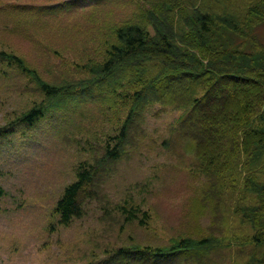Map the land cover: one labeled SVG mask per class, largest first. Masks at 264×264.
<instances>
[{"label": "rangeland", "instance_id": "1", "mask_svg": "<svg viewBox=\"0 0 264 264\" xmlns=\"http://www.w3.org/2000/svg\"><path fill=\"white\" fill-rule=\"evenodd\" d=\"M62 1L0 0V50L24 59L42 81L84 90L92 78L106 75L99 73V65L115 41L116 27L139 19L158 0H81L80 6L61 12L41 8ZM252 1L214 0L212 5ZM157 19L165 23L163 16ZM148 29L155 34L152 25ZM257 32L264 43V24ZM116 80L99 100L82 97L78 111L68 113L83 122L85 131L67 128L63 137L45 119L40 127L17 125L15 133L0 138V184L8 195L0 214V264H111L108 255L120 246L166 248L181 237L211 239L207 250L184 264H250L254 255L264 258V250L245 240L257 221L244 217L245 208L257 206L252 190H245V174L207 173L176 129L190 100L201 95L200 89L188 91L187 83L175 89L177 104L155 101L143 112V122L131 124L121 158L106 163L99 175L86 216L69 228L46 230L58 226L53 207L75 180V167L85 159L100 163L106 133H118L126 119L128 83L123 78L120 87ZM36 81L15 66L0 67V129L43 99ZM210 142L217 147V136ZM120 205H141L149 218L144 224L128 221Z\"/></svg>", "mask_w": 264, "mask_h": 264}, {"label": "trees", "instance_id": "2", "mask_svg": "<svg viewBox=\"0 0 264 264\" xmlns=\"http://www.w3.org/2000/svg\"><path fill=\"white\" fill-rule=\"evenodd\" d=\"M213 1L158 0L139 19L118 25L115 41L99 65V73L106 75L99 80L92 78L84 90L64 89L42 81L24 59L0 50V67L15 66L32 75L44 96L16 122L1 128L0 138L15 133L17 125L26 129L40 127L45 119L53 132L63 137L68 135L67 128L85 131L83 122L69 116L78 111L76 102L81 104L85 98L99 100L103 91L113 85L111 80L118 79L115 83L120 87L124 85L123 78L128 83L124 98L129 103L126 119L118 133H106L100 163L85 159L75 167V180L66 185L53 207L52 218L58 226L52 224L46 230L54 233L58 227L69 228L86 216L87 201L96 197L100 186L99 175L106 170V163L121 158L129 142L131 124L143 122V112L155 101L177 104L175 89L187 83L188 91L200 89L201 95L190 100V109L181 116L176 129L207 173L221 172L227 177L230 171L231 176L238 173L241 178L245 174V190H252V204L257 205L244 210V217L257 219L245 240L252 248L264 250V43L257 32L264 24V0H253L244 7L231 3L227 8L220 2L212 5ZM81 2L65 0L41 8L61 12ZM158 15L164 17L165 23L157 19ZM152 20L153 24H149ZM150 25L155 34L149 31ZM214 136L218 138L215 148L210 142ZM238 169L240 173L233 172ZM239 182L235 179L234 188L240 187ZM7 196L0 184V214L5 212L3 201ZM119 210L128 221L139 219L144 224L149 218L141 205H120ZM210 240L181 237L166 248L120 246L108 258L111 264H184L207 250ZM248 263L264 264V258L256 260L254 255Z\"/></svg>", "mask_w": 264, "mask_h": 264}, {"label": "bare ground", "instance_id": "3", "mask_svg": "<svg viewBox=\"0 0 264 264\" xmlns=\"http://www.w3.org/2000/svg\"><path fill=\"white\" fill-rule=\"evenodd\" d=\"M46 44V43H45Z\"/></svg>", "mask_w": 264, "mask_h": 264}]
</instances>
